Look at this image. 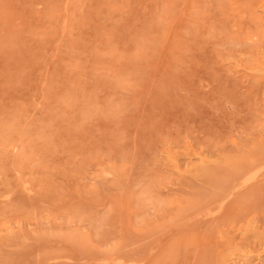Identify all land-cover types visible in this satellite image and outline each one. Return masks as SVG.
<instances>
[{
    "label": "rangeland",
    "instance_id": "1",
    "mask_svg": "<svg viewBox=\"0 0 264 264\" xmlns=\"http://www.w3.org/2000/svg\"><path fill=\"white\" fill-rule=\"evenodd\" d=\"M263 165L264 0H0V264H264Z\"/></svg>",
    "mask_w": 264,
    "mask_h": 264
},
{
    "label": "bare ground",
    "instance_id": "2",
    "mask_svg": "<svg viewBox=\"0 0 264 264\" xmlns=\"http://www.w3.org/2000/svg\"><path fill=\"white\" fill-rule=\"evenodd\" d=\"M186 5V4H185ZM171 37V36H170ZM230 107V106H229ZM252 161H254V160H252ZM251 161V162H252ZM255 162V161H254ZM155 163V162H154ZM256 163H258V162H256ZM248 164V163H247ZM252 164V163H251ZM255 164V163H254ZM264 166V165H263ZM158 168V167H157ZM261 168V167H260ZM260 168H258V169H260ZM264 168V167H263ZM257 170V169H256ZM263 170V169H262ZM164 171V170H163ZM259 172H260V170H259ZM107 173V172H106ZM256 173H257V171H256ZM110 174V173H109ZM115 174V173H114ZM105 176H109V175H106L105 174ZM111 176V175H110ZM248 176V175H247ZM8 178V177H7ZM256 178V177H255ZM102 181V180H101ZM245 180H243V182H244ZM255 181V180H254ZM238 182H240V181H238ZM28 183V182H27ZM24 184V183H23ZM26 184V183H25ZM27 185V184H26ZM25 185V186H26ZM240 186V185H239ZM245 186H246V184H245ZM239 187H237V189H238ZM246 188V187H245ZM24 189H25V187H24ZM237 189H235V191L237 190ZM243 189V188H242ZM240 190V189H239ZM29 191V190H28ZM19 192V191H18ZM30 192H31V190H30ZM233 192V191H232ZM32 193H33V191H32ZM10 194V193H9ZM231 195H232V193H230ZM159 195V194H158ZM234 195V194H233ZM10 196V195H9ZM7 197V196H6ZM43 197V196H42ZM229 197H231V196H229ZM157 198H158V196H157ZM228 198V197H227ZM8 200V199H7ZM6 202V201H5ZM21 205V204H20ZM55 233V232H54ZM250 257V256H249ZM234 261V260H233ZM245 263H246V261H245Z\"/></svg>",
    "mask_w": 264,
    "mask_h": 264
}]
</instances>
